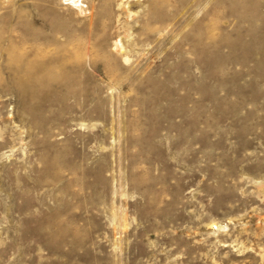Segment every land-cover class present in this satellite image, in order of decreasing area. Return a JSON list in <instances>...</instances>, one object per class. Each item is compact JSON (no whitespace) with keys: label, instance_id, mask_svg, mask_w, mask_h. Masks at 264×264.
<instances>
[{"label":"rangeland","instance_id":"1","mask_svg":"<svg viewBox=\"0 0 264 264\" xmlns=\"http://www.w3.org/2000/svg\"><path fill=\"white\" fill-rule=\"evenodd\" d=\"M116 1L0 0V264H264V0Z\"/></svg>","mask_w":264,"mask_h":264},{"label":"bare ground","instance_id":"2","mask_svg":"<svg viewBox=\"0 0 264 264\" xmlns=\"http://www.w3.org/2000/svg\"><path fill=\"white\" fill-rule=\"evenodd\" d=\"M82 0H70V2H71V4L73 5V6H75V8L79 11V12H81V13H84V12H88V11H86V6H84L83 4H82V2H81ZM129 0H118V1H116V5H117V7H120V8H124L125 6H126V3L128 2ZM135 1H138V3H143V2H139V1H141V0H135ZM156 2V0H154L152 3H155ZM162 2V1H161ZM157 3H160V2H158L157 1ZM88 8V7H87ZM125 11L127 12V13H130L132 10L130 9V8H126L125 9ZM87 45V44H86ZM83 47V46H82Z\"/></svg>","mask_w":264,"mask_h":264}]
</instances>
